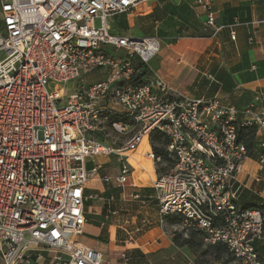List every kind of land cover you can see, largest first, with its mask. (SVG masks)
Returning a JSON list of instances; mask_svg holds the SVG:
<instances>
[{
  "label": "built area",
  "instance_id": "1",
  "mask_svg": "<svg viewBox=\"0 0 264 264\" xmlns=\"http://www.w3.org/2000/svg\"><path fill=\"white\" fill-rule=\"evenodd\" d=\"M142 1L0 0V264H107L103 251L82 240L87 201L107 203L89 182L115 156L119 172L102 181L124 189L135 170L130 153L143 146L153 164L161 160L150 142L156 130L176 160L153 184L162 223L181 216L183 230L225 244L237 263L264 264L256 245L264 210L241 207L238 176L249 158L240 126L257 128L264 168V91L242 110L218 95L174 91L151 66L159 37L112 31L110 19ZM197 3L218 29L213 0ZM139 62L150 72L143 75ZM94 70L105 78L69 92ZM132 197L142 199L139 190ZM118 214L112 207L107 216ZM149 224L144 217L124 245ZM121 257L128 262V250Z\"/></svg>",
  "mask_w": 264,
  "mask_h": 264
},
{
  "label": "crops",
  "instance_id": "2",
  "mask_svg": "<svg viewBox=\"0 0 264 264\" xmlns=\"http://www.w3.org/2000/svg\"><path fill=\"white\" fill-rule=\"evenodd\" d=\"M197 1H142L132 12L112 17L110 25L117 34L140 32L160 38V52L151 66L177 93L192 97L216 94L225 104L232 103L242 110L264 91V0H213L218 29L206 24L205 9ZM183 26L188 32L206 35L176 39ZM219 70L228 73L235 83L230 93L221 90L222 83L216 79ZM260 106L264 107V101ZM111 157L117 163L113 164L111 158L103 159L106 170L118 173L119 158ZM89 165L91 169L94 166ZM243 170L238 175L245 185L242 205H264V168L249 157ZM135 172L124 189L114 186L107 190V203L102 201L104 208L97 210L95 219L87 215L82 240L103 251L107 264H202L195 261L190 248L176 246L174 231L166 230V218L162 223L159 217L153 185L137 183L142 181H136ZM256 175L263 176L261 182L254 181ZM95 186L91 187L97 191L99 187ZM135 190L141 193V200L132 197ZM112 207L119 209V214L109 217ZM144 217L151 219V224L135 233V243L125 246L128 232L141 224ZM259 245L264 256V236ZM124 250H128V262L121 257Z\"/></svg>",
  "mask_w": 264,
  "mask_h": 264
},
{
  "label": "trees",
  "instance_id": "3",
  "mask_svg": "<svg viewBox=\"0 0 264 264\" xmlns=\"http://www.w3.org/2000/svg\"><path fill=\"white\" fill-rule=\"evenodd\" d=\"M160 1L164 2L165 0H160ZM199 35L205 36L206 33L188 32L187 27L183 26L179 28L178 33L176 35V39L184 38V36H199ZM138 65L141 68L143 75L150 72L148 67H146L143 63L139 62ZM216 77H217L216 79L222 83L221 90L223 92L230 93V91H232L233 88L235 87V83L233 82V79L228 73L221 72V70H219L216 73ZM213 93H215V91H213ZM215 95L216 94H207L201 96H215ZM231 105L234 104L231 103ZM238 140L243 141L244 144L246 145L249 157L255 158L257 160L260 152L259 139L257 138V128L254 126H246V127L240 126L238 128ZM150 142L152 143V148L155 154L161 157V160L167 164V166H165L164 168H158L159 169L158 171L163 174L168 173V171H170L175 166L176 160L174 159V157H171L169 152L167 151V145L169 143L167 135L164 132L156 130L151 134ZM88 169L91 170L90 165H88ZM243 192L244 190L241 192L239 198L241 207L246 209L261 208L264 210V205H260L258 203L242 205L241 197ZM106 194L107 192L104 193V196ZM183 221L184 219L181 216L173 215L172 217L170 216L166 217V223L169 226L181 225ZM174 242L176 246L188 247L192 251L201 252L202 256L209 254L213 257L214 261L221 262L222 264H230L233 260V257L228 247L225 244L220 242L218 244L205 243L204 233L201 231H197L194 229H189L188 231L183 230L181 232L174 231ZM256 245L261 258L264 260V256L262 255L261 249L259 247L260 246L259 241H257Z\"/></svg>",
  "mask_w": 264,
  "mask_h": 264
},
{
  "label": "rangeland",
  "instance_id": "4",
  "mask_svg": "<svg viewBox=\"0 0 264 264\" xmlns=\"http://www.w3.org/2000/svg\"><path fill=\"white\" fill-rule=\"evenodd\" d=\"M110 22V21H109ZM97 25H101V22L97 21L96 22ZM111 23V22H110ZM0 26L1 28L4 26L3 23L0 22ZM4 34H6L5 30L3 31ZM126 33H130V32H126ZM135 36H143V34H141L140 32H136ZM119 54H121L122 52H118ZM4 57V53H0V59H3ZM154 63V62H153ZM105 78V73L102 71H97L94 70V72L84 75L82 76V78L78 81V82H72L71 83V88L69 90V92H73L75 91V88L79 87V84L82 83L83 85H89L92 84L94 81L99 80V79H103ZM70 84V83H69ZM53 87L51 86L50 89H52ZM131 157H130V161L131 163L135 166V177H136V181L138 180V178H140L139 180H141L142 182H137L139 184H144V185H153L154 184V180H156V178L160 175H163V173L159 172L158 168H164L165 166H167V164L165 162H163L162 160L157 161V163L153 164V162L151 160H149L147 157H145L142 153H140V150L137 151L136 153H130ZM112 159V163L115 164L117 163V159L111 157ZM110 159V160H111ZM106 161V160H105ZM111 163V164H112ZM115 166V165H113ZM151 171V172H148ZM104 174H111V169H107L106 171H104L101 176L97 179V180H93L89 182L90 186H93V184H95V187H99V189H102V192H107V190L112 189V187L115 186L114 183L108 185V184H104V182L102 181V176ZM116 187V186H115ZM154 188V187H153ZM99 189H97V191H99ZM155 189V188H154ZM95 191V190H94ZM95 191V192H97ZM156 191V189H155ZM100 193H102L101 191H99ZM102 193V194H104ZM155 200V199H154ZM102 200H88L87 201V211L89 214L88 217H92V218H96V212L97 210H99L100 212L103 210L102 208H104L103 204H102ZM177 216V215H175ZM166 230L168 231H183V229L180 227V225H175V226H168L165 227ZM187 231V230H185ZM184 233V232H183ZM195 261L198 263H202V264H213L215 261L213 260V257L211 255H201V252H195ZM233 257V256H232ZM230 264H239L236 261H234V258L232 260V262Z\"/></svg>",
  "mask_w": 264,
  "mask_h": 264
},
{
  "label": "bare ground",
  "instance_id": "5",
  "mask_svg": "<svg viewBox=\"0 0 264 264\" xmlns=\"http://www.w3.org/2000/svg\"><path fill=\"white\" fill-rule=\"evenodd\" d=\"M144 147H145V146H144ZM142 148H143V146H141V149H142ZM141 149H140V150H141ZM140 152H141V151H140ZM148 172H151V171H148Z\"/></svg>",
  "mask_w": 264,
  "mask_h": 264
}]
</instances>
